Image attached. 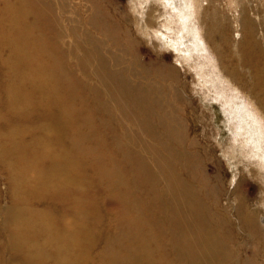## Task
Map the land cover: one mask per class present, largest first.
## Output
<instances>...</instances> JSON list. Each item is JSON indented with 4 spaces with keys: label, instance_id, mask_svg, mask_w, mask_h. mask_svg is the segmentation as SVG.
Here are the masks:
<instances>
[{
    "label": "rangeland",
    "instance_id": "rangeland-1",
    "mask_svg": "<svg viewBox=\"0 0 264 264\" xmlns=\"http://www.w3.org/2000/svg\"><path fill=\"white\" fill-rule=\"evenodd\" d=\"M12 1L0 0L2 27ZM37 1L48 16L57 67L79 81L84 106L109 125L105 133L145 160L162 198L168 197L166 186L172 191L178 185L196 196L198 214L211 223L233 264H264V0ZM7 42L0 45V60L10 52ZM100 66L126 80L103 74ZM2 69L0 64L1 140L9 127L3 121L13 115L1 108L10 93ZM128 84L150 91L147 115L117 89ZM138 120L152 125L143 130ZM24 135L22 151L33 152L31 131ZM16 155L8 162L0 158V225L12 204L7 167ZM94 195L106 197L102 190ZM108 207L101 202L100 213ZM159 211L160 217L169 212L166 206ZM108 224L95 227L97 233L108 232ZM2 230L0 264H18L23 257ZM105 247L103 238L96 240L92 257Z\"/></svg>",
    "mask_w": 264,
    "mask_h": 264
},
{
    "label": "bare ground",
    "instance_id": "bare-ground-1",
    "mask_svg": "<svg viewBox=\"0 0 264 264\" xmlns=\"http://www.w3.org/2000/svg\"><path fill=\"white\" fill-rule=\"evenodd\" d=\"M4 8L8 19L0 26V40L5 38L0 45L8 41L10 52L0 64L3 88L10 93L1 108L14 118L3 121L9 127L0 139V158L8 162L17 154V162L7 164L13 198L0 229L7 232L12 251L23 257L18 264H233L211 223L198 214L196 196L178 185L172 191L166 186L168 197L162 198L157 174L129 144L106 134L109 125L84 106L79 81L57 67L61 60L48 35L44 6L16 0ZM75 63L79 69L84 65L81 59ZM99 71L126 80L104 66ZM21 78L26 84L19 83ZM126 88L117 89L147 115L150 91L133 84ZM117 104L121 108V101ZM137 123L143 130L152 125ZM28 131L34 151L24 153L27 136L22 134ZM99 190L106 196L102 200L94 195ZM101 202L112 213H100ZM163 206L169 212L160 217ZM102 224L109 225L108 232L97 233L95 227ZM101 238L106 247L94 259L90 247Z\"/></svg>",
    "mask_w": 264,
    "mask_h": 264
}]
</instances>
